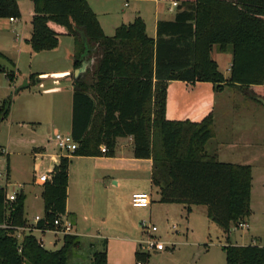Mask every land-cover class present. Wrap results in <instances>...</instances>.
<instances>
[{
  "label": "trees",
  "instance_id": "trees-1",
  "mask_svg": "<svg viewBox=\"0 0 264 264\" xmlns=\"http://www.w3.org/2000/svg\"><path fill=\"white\" fill-rule=\"evenodd\" d=\"M31 1L33 30L26 42L34 53L56 50L65 34L94 61L95 83L87 85L86 74L75 83L71 137L78 148L73 155L114 157L118 138L132 137L134 158L153 161L151 179L159 202L183 205L189 212L194 206L206 207L207 217L229 240L231 229L252 214V166L220 162L206 152L214 137L212 114L201 122L168 120L167 89L172 81L209 82L218 92L236 86L264 105V0H160L179 5L174 20L158 23L155 39L147 35L140 17L106 36L87 0ZM21 17L17 0H0V19ZM215 46L232 53L229 80L212 59ZM80 66L75 58L74 68ZM10 112V101L0 105V125ZM69 165L70 159L61 157L52 182L42 187L39 228H52L66 214ZM6 192L0 186V264H70L71 253L80 248L75 235L65 236L55 251L28 235L19 251L11 227L28 225L25 194L20 192L9 209ZM228 243L223 248L226 264H264V246ZM149 259L136 254V261L148 264ZM91 264H108L106 250L95 253Z\"/></svg>",
  "mask_w": 264,
  "mask_h": 264
},
{
  "label": "rangeland",
  "instance_id": "rangeland-1",
  "mask_svg": "<svg viewBox=\"0 0 264 264\" xmlns=\"http://www.w3.org/2000/svg\"><path fill=\"white\" fill-rule=\"evenodd\" d=\"M17 1L22 14L21 19H18L16 24H12L13 34L9 32V35L5 34L3 38L0 33V51L4 54V57H0V105L4 102H11L10 116L0 125V146H5L10 142V151L12 152L10 156L11 181L6 189L9 193H13L18 190V185H22L25 194V216L29 222L33 223L37 215L44 214V201L41 194L43 188L38 186L35 181L55 167L58 159L52 158V155L60 154L54 140V131L58 128L63 135L65 134L64 136L69 137L67 134L70 131L66 127L68 126L66 101L71 102L74 97L72 88L75 89L77 82L73 77L74 62L75 58L80 59L83 54H81V44L77 43L73 37L65 38L62 42L63 49L68 47L67 43L72 44L73 40L76 42L75 56L72 60L64 50L60 55L50 52L36 54L26 42L30 39V35H27L20 59L17 58L19 46L14 43V37L17 33L20 34V29L25 22L29 27L32 25L34 12L31 0ZM168 7V4L162 6L163 12H165L163 18L169 21L177 12L176 10L169 12ZM10 25L8 18L0 19V28ZM17 59L18 64L15 65ZM212 59L217 61L220 70L226 73L232 56L221 54L218 47L215 46L212 51ZM65 70H70L68 75L59 78L57 72ZM92 72L93 70L86 72L84 77L87 85L95 83ZM225 82L227 81H224L223 85L226 84ZM55 87L61 88L63 91L56 94L47 92ZM91 95H93L92 92ZM242 96L228 88L225 94L219 97L220 111H224L222 108L224 104L230 106L240 103L243 106L237 113L246 115L242 119L234 116L233 119L223 122L236 126L244 125L251 129H262L264 133V105L248 98L244 99ZM153 142L157 147L159 146L157 140L153 139ZM36 147H45L44 155L35 156L34 148ZM40 158H42V162L37 164L36 161ZM8 159L7 155L0 157V173L4 176L0 180L1 187H6L4 179L7 175ZM76 167L77 165L74 164L72 168L74 179ZM89 188L91 189V186ZM75 191L77 190L74 189ZM147 192L151 195L152 206L143 209L134 208L131 203L128 204L126 197L124 202L127 213L134 217L141 216L142 219L155 225L158 228L157 235L163 241L183 243L175 250L165 251L162 257L152 253L149 264H226L223 248L229 244L228 242L232 245L236 242L242 244V242L254 239V236H261L262 241L256 239V244L264 246V155L262 158L256 159L253 165L252 214L247 219L250 230L234 228L229 235V240L222 229L207 217L206 207L194 206L192 212L189 213L183 205L160 203L158 190L155 187L149 188ZM72 194V197L75 198L77 193L72 192ZM87 196L91 198V192L87 193ZM173 225L178 226L179 234H172ZM131 231H134V228H131ZM33 235L37 239L42 238L47 250L55 251L63 246L64 238L57 241V236L51 232L44 234L34 232ZM241 235L244 237L243 239H241ZM86 241L88 239H83L84 246L80 251L74 250L71 253L70 264H91L94 258L93 254L97 250H101L100 245L91 248ZM111 244L115 246V243L111 242ZM73 253L81 254L83 258L75 259Z\"/></svg>",
  "mask_w": 264,
  "mask_h": 264
},
{
  "label": "crops",
  "instance_id": "crops-1",
  "mask_svg": "<svg viewBox=\"0 0 264 264\" xmlns=\"http://www.w3.org/2000/svg\"><path fill=\"white\" fill-rule=\"evenodd\" d=\"M87 1L97 15L100 25L108 37H113L116 30L120 26L129 25L133 23L136 18L140 17L146 23L147 35L150 38L155 39L157 36L158 23L160 21H168L163 18L165 12H163L162 6L164 4H168L169 12H173V10H176L177 12V7H173L174 2L160 0ZM175 16L169 21L174 20ZM17 21L18 19H16L15 22H11L9 19L11 25L0 28V33L3 38L5 37V34L9 35V32L13 34L12 32L14 31L12 24H16ZM32 30V25L29 27L25 22L20 29V34L17 33L14 37V43L19 46L17 58L20 57L23 50L22 46L27 39L26 36L30 35L31 37ZM65 38L70 39L71 37L63 34L60 37L59 47L56 50L49 52L55 55H60L63 54L62 50H64L65 53L67 52L69 55V59L72 60L73 56H75L74 52L76 42L73 40L72 44L67 43L68 47L63 49L62 42ZM0 53L2 54L1 57H4V54L1 51ZM225 54H230L232 56L230 51ZM16 61L17 62L14 63L15 65L18 64V59ZM89 61L90 68L87 73L94 67V61ZM231 67L232 60L229 63V68L226 73H223L219 66V71L226 80L230 79ZM69 71L70 70L58 71L57 73L58 76H60L59 78H62L61 76L65 75L67 76ZM228 88L240 95L242 94L244 99L247 98L236 86H225L221 92H218L215 89V85L209 82L187 83L183 81H172L168 84L167 89L166 117L171 121L189 120L192 122H201L207 116L212 114L214 117V137L208 142L206 152L208 154L216 155L220 162L250 165L253 170L254 161L262 158L264 155V133L262 129H251L244 125L236 126L232 123L226 124L223 122L233 119L234 116H237L239 119L246 116L237 113V111L243 106L240 103L230 106L224 104L222 106L224 111H220L221 108L218 105V99L220 96L225 94ZM72 90L74 89L72 88ZM62 91L63 90L61 88L55 87L47 92H49V94H56ZM72 92L74 96V91ZM66 106L68 111V126L66 127L68 131H70L67 135L71 137L73 97L71 102L66 101ZM10 126H12V124H10ZM55 132L62 133L58 128L55 129L54 133ZM0 148L5 149L9 157L7 164V178L10 183L12 174L10 168V156L12 155V152L10 151V142H8L5 146H0ZM45 151V147H36L34 148V155H44ZM61 157H67L70 159L68 198L65 215L68 216L73 223L74 235L78 237L80 242L79 251L84 246L83 239H88L86 242L91 248L98 247L100 245L101 250H97L95 253L106 250L108 255V264H136V254L139 253V242L143 239L141 223L147 222V220L142 219L141 216L134 217L132 214H128L125 209L124 201L127 197L128 204H130L134 194L148 193L147 190L154 187L151 179L153 161L151 159L134 158V140L132 137L118 138L114 157H83L74 156L73 154L66 156L60 153L58 155H52V158L58 159L55 167L59 164ZM41 162L42 158L36 161L37 164H40ZM74 164L77 165L75 170V179L72 172ZM55 167L50 169L49 173H53ZM35 183L38 186L43 187L42 184H38L36 181ZM90 186L91 189L89 188ZM73 188L77 190L75 191L77 193L75 198L72 197V192L75 193ZM21 192L24 193L23 190H21ZM89 192H91V198H88L87 196V193ZM187 212L189 211L187 210ZM37 216L44 218V214ZM244 222L249 225L247 219ZM28 223L31 222L28 221ZM131 228H134V231H131ZM234 228L235 227L231 229V232ZM248 230H250V225ZM240 237L241 239L244 238L242 235ZM60 238L63 239L64 237H57V241H59ZM256 239L262 241L261 236H254V239H250L249 242H242V244H238V242H236L233 245H260L256 244ZM38 240H42V238ZM111 242L115 243V246H112ZM176 244V248L183 245L182 242H176ZM43 247L45 248V245ZM164 252H155V254L162 257ZM95 253L93 254V257ZM73 255L75 259L83 258L81 254L75 255L73 253Z\"/></svg>",
  "mask_w": 264,
  "mask_h": 264
},
{
  "label": "built area",
  "instance_id": "built-area-1",
  "mask_svg": "<svg viewBox=\"0 0 264 264\" xmlns=\"http://www.w3.org/2000/svg\"><path fill=\"white\" fill-rule=\"evenodd\" d=\"M178 3L174 2L173 7H177ZM11 22H15L16 19L11 18ZM54 140L57 145L58 150L62 155H72L78 148V144L73 141L72 137L64 136L60 132L54 133ZM106 147L102 146L101 151L102 153H106ZM3 155H8L5 149L0 148V157ZM53 173H45L41 175L39 178L36 179L38 184H46L52 180ZM4 178V176L0 173V180ZM6 183V187L9 185V181L7 175L4 179ZM18 190L14 191L13 193H9L6 189V205L9 209H11V205L13 202L16 201L18 194L22 190V185L17 186ZM152 198L149 193H136L132 196L131 204L135 208H148L151 206ZM43 220L41 217H36L33 223H28V225L24 227H11L16 231V239L19 242V251L21 252V244L24 241V238L28 235H33L34 232H38L41 234L51 232L57 237H65L74 235V226L70 218L66 215L59 216L53 222L52 228H39L38 224ZM7 227V226H4ZM238 229H249V225L245 222L239 224ZM142 235L143 239L139 242V253L145 255H151L155 252H164L169 250H174L177 246L174 242H165L157 235L158 228L151 224L150 222H143L141 223ZM172 234L176 235L179 234L178 226L173 225L171 228ZM39 244L43 247L44 243L43 240H38ZM136 264H144L142 261H137Z\"/></svg>",
  "mask_w": 264,
  "mask_h": 264
},
{
  "label": "water",
  "instance_id": "water-1",
  "mask_svg": "<svg viewBox=\"0 0 264 264\" xmlns=\"http://www.w3.org/2000/svg\"><path fill=\"white\" fill-rule=\"evenodd\" d=\"M79 60L81 62V66L75 69V72L73 74V77L76 81H80L84 74H86V72L90 68V61L87 59L86 54H83Z\"/></svg>",
  "mask_w": 264,
  "mask_h": 264
}]
</instances>
